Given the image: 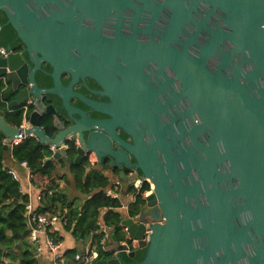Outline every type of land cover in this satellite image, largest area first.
Returning a JSON list of instances; mask_svg holds the SVG:
<instances>
[{"label":"water","instance_id":"1","mask_svg":"<svg viewBox=\"0 0 264 264\" xmlns=\"http://www.w3.org/2000/svg\"><path fill=\"white\" fill-rule=\"evenodd\" d=\"M128 3L0 0L23 47L0 56L4 96L11 108L31 101L34 109L25 130L0 112L3 148L35 138V148H53L48 160L67 168L92 152L118 168L124 191L135 181L129 170L153 185L137 215L122 220L121 234L110 232L108 256L98 251L74 264H264V0H148L153 19L145 32L159 11L167 14L159 38L99 34V19ZM43 65L51 68L47 90L35 80ZM62 74L74 81L64 85ZM86 77L109 102L74 92ZM42 95L60 101L67 130L57 117L54 135L46 133L41 117L56 112ZM75 97L109 119H86L71 105ZM70 142L73 159L64 147ZM140 250V260L126 261Z\"/></svg>","mask_w":264,"mask_h":264},{"label":"trees","instance_id":"2","mask_svg":"<svg viewBox=\"0 0 264 264\" xmlns=\"http://www.w3.org/2000/svg\"><path fill=\"white\" fill-rule=\"evenodd\" d=\"M6 22L5 15L0 12V25L3 26L0 31V46L21 51L20 40L15 41L16 32L10 25H5ZM3 88L4 85L0 83V112L9 124L20 126L23 121L22 113L17 110L11 111L1 102ZM54 131L52 126L46 127L48 135H52ZM35 145V138L30 137L19 145L5 150L0 138V264H37L33 246L28 240L29 230L25 216V206L29 197L21 192L20 182L4 166L6 155L9 152L17 163L27 162L34 175L32 183L39 188L42 197L41 202L37 205L39 212L55 213L59 211L62 213L66 209L67 212L62 213L64 216L62 225H64L65 230H72L77 239L87 240L92 236L91 246L100 251L101 255H106L100 245L103 234L97 233L98 227L96 225L101 209H109L103 219L105 225L115 231L117 235L122 232V216L119 212L114 211L121 206V203L118 199L106 197L104 193L108 186V179L101 172L96 171L86 175V169L89 165L87 158L81 164H72L69 171L62 173L60 170L66 166V163L61 160V166L56 165L53 161L48 160L52 155L49 147L35 148ZM68 145V157L73 159L76 156V147L72 143H68ZM68 173L74 176L78 190L89 196L81 211L68 203L66 195L62 194L60 189L61 181L65 180L68 183ZM148 189L149 185L145 184L142 192ZM130 192H133L132 188L127 193ZM142 202V197L139 195L129 209L131 216L137 215ZM65 206L66 208H64ZM143 252V250L138 251L135 259L126 257V261L140 260ZM75 255L76 253L74 257Z\"/></svg>","mask_w":264,"mask_h":264},{"label":"flooded vegetation","instance_id":"3","mask_svg":"<svg viewBox=\"0 0 264 264\" xmlns=\"http://www.w3.org/2000/svg\"><path fill=\"white\" fill-rule=\"evenodd\" d=\"M154 1L155 4H158V2H162L163 0H154ZM199 5L203 6L202 7L203 10L204 1L199 2ZM151 10H152L151 4L148 3V0H129V3L126 6H123L119 12L116 13L114 12L113 15L112 14L104 15L103 21L101 20L102 18L99 19V25H101L99 29V34L107 38L115 37V35H119L120 37H125V36H131L136 31L141 41H147L149 39V35H153L159 38V34L161 33V27L166 25L167 14L164 11H159V14L163 15V17L157 16V19L154 23L152 30L150 32L148 31L145 32V28L150 25V20L153 19ZM167 11L169 12L168 9ZM117 20L119 21L117 22ZM135 20H137L136 24L138 27L136 29H133L132 23H134ZM83 23L88 27H92L93 21L87 18L86 20L83 21ZM15 41L16 42L18 41L17 37ZM19 44H21L20 41ZM98 58L101 60L102 59L101 55H99ZM48 73H51V68L47 65H43L42 70L38 71L35 75V80L39 88L42 90H47L53 87L52 79L47 75ZM61 81L64 85H68L69 83L74 81V78L69 74H62ZM1 83L4 85V88L2 89L3 92H1L2 93L1 101L6 107L11 108V102L13 99L11 98V96L8 98L4 96L9 87L7 86V83L5 81ZM73 90L75 93L80 94L90 102L98 103V104H105L109 102V98L106 95H104L103 88L93 79L87 77L85 79H81V78L77 79V82L74 83L73 85ZM42 99L46 106L53 105L56 112L54 115L45 114L41 117V125L45 129V131H46V127L48 126L53 127V121L57 117L63 121L64 129L67 130L70 127V123L66 121L64 113L60 110V101L55 96H50V95H42ZM71 105L74 107L75 110L82 112L85 118L88 120L90 119L94 121H103V120L105 121L109 119L108 115L96 111L95 108H92L87 103L83 102L81 98H76V97L72 98ZM15 110L21 112L23 118L26 115L28 116L34 111L31 101H28L26 105H23V109L17 108ZM74 117L76 118L78 116L75 115ZM53 135L54 133L50 136ZM70 143L74 145L76 144L75 142H70ZM103 164L112 176L117 175L118 169L110 167L109 161L104 160Z\"/></svg>","mask_w":264,"mask_h":264},{"label":"built area","instance_id":"4","mask_svg":"<svg viewBox=\"0 0 264 264\" xmlns=\"http://www.w3.org/2000/svg\"><path fill=\"white\" fill-rule=\"evenodd\" d=\"M0 31H1V25H0ZM10 53H12L11 50H8L7 48L0 46L1 57H7ZM8 109H10L11 111L15 110L13 108H8ZM28 126H29V121L27 120L26 117H24L22 124L18 127L22 130H25L26 128H28ZM25 139H27V137L13 140L10 148L19 145ZM64 147L68 149L69 145L67 144ZM51 151L52 154L55 152L53 148H51ZM51 156L49 158H51ZM85 157H87L91 162L95 161L92 153H86ZM21 165L28 170V178L29 181L32 183V180L34 179V175L32 174L27 162H22ZM126 175L132 179H135V181L131 185L133 192L126 194L128 197V202L125 204L121 203L120 208L129 210L131 205H133L136 202L139 195H141L142 199H145L147 196H149L152 193L153 185L147 178H140L139 176H137L138 173L134 170H129ZM145 184L149 185V189L142 192V188ZM121 188H122L121 180L118 179L112 180L110 182V186L106 189L105 194L109 197L119 199L120 197L119 191ZM24 194H27V196L29 197V201L25 206V216L29 230L28 240L32 244L35 252L40 253L46 250L49 254H51L52 259L55 262L59 263L60 261H62V254H61L60 242L56 236L55 230H57L59 226H63L62 225L63 214L59 211L55 213H50V212L40 213L37 208V205L41 202L42 199L41 194L38 193L34 197L30 196V193L29 194L24 193ZM98 226H99L98 232L103 234V238L101 240L100 245L102 250L105 252L110 231L103 222H99ZM124 230L126 229L124 228ZM97 254H98V250H95L89 243L83 255H85L86 261L88 262L91 259L95 258ZM81 258H82L81 254L75 255L76 261H79Z\"/></svg>","mask_w":264,"mask_h":264},{"label":"crops","instance_id":"5","mask_svg":"<svg viewBox=\"0 0 264 264\" xmlns=\"http://www.w3.org/2000/svg\"><path fill=\"white\" fill-rule=\"evenodd\" d=\"M7 108H9V107H7ZM92 154H93V157L95 160L94 162H91L87 157H85L88 159V162H89V165L87 166V169H86V175H88L89 173H91L93 171L101 172L108 179V186L105 188V191L110 186V182L112 180L118 179V180L122 181V179L118 177V174L120 172L119 170L117 172V175L112 176L110 174V172L105 168L103 162H102V164H100L97 156L94 153H92ZM61 160H59V163H58L59 166H61L60 165ZM4 166L6 168H8L9 172L20 182V184H21L20 187H21L22 192L28 193V194L30 193V196H32V197H34L36 194L39 193V188L29 181L28 170L26 168H24L21 165V163H17L15 160H13L12 156L10 155V152L7 153V155H6V158L4 161ZM69 169H70V167L67 168V165H66L64 168H61L60 171L62 173H64L66 171H69ZM127 172H126V174H127ZM67 182L68 183H66L65 180L60 182V189L62 190V194L66 195L68 203H71V205L74 208H78V211H81L83 204L88 200L89 196L87 194L81 192L80 190H78V188L76 187V184H75L74 176L71 173L67 174ZM129 189H131V187ZM105 191H104V193H105ZM119 192H120V197L118 200L120 201V203H122V204L127 203L128 197L126 194L128 191H124V189L122 187ZM105 196L109 197L106 194H105ZM110 198H112V197H110ZM120 207L116 208L114 211L119 212L121 214L122 220L124 218L130 217L129 216V213H130L129 210L122 209ZM64 208H66V206ZM108 211H109V209H107V208L101 209L98 221L96 223V225L98 227L97 233H99L98 232V230H99L98 223L99 222L104 223L103 219H104L105 214ZM66 212H67V210L65 209V210H63L62 213L64 214ZM63 226H59L58 229L55 230L56 236H57V238L60 242V246H61L62 261H60L59 263L55 262L52 259L51 254H49L46 250H44L43 252H40V253H37L33 250L34 251V258L37 261V264H74L76 262L74 254L76 253V254L83 255L86 247L89 245V243L91 244V242H92L91 237L92 236L89 237L87 240L77 239L73 235L72 230H69V231L65 230V228ZM108 229L110 232H112V230L110 228H108ZM110 232H109V239L107 240V246L109 243L108 241L110 240ZM112 242H113V240H112ZM103 256H104V258H106L108 256V254H106V255L103 254Z\"/></svg>","mask_w":264,"mask_h":264},{"label":"rangeland","instance_id":"6","mask_svg":"<svg viewBox=\"0 0 264 264\" xmlns=\"http://www.w3.org/2000/svg\"><path fill=\"white\" fill-rule=\"evenodd\" d=\"M63 171V170H62Z\"/></svg>","mask_w":264,"mask_h":264}]
</instances>
